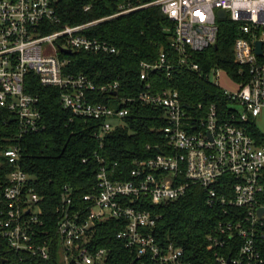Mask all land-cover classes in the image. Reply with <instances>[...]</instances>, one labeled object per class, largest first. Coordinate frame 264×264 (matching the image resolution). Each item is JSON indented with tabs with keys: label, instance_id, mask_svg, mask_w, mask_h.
<instances>
[{
	"label": "built area",
	"instance_id": "1",
	"mask_svg": "<svg viewBox=\"0 0 264 264\" xmlns=\"http://www.w3.org/2000/svg\"><path fill=\"white\" fill-rule=\"evenodd\" d=\"M60 1L0 0V110H7L18 126V133L13 136L16 144L0 152V169L4 160L16 168L3 189L5 206L0 213L3 236L11 249L48 260L57 248L61 264H103L110 250L98 248L97 227L117 221L123 226L117 238L137 254L142 264H186L183 249L158 243V217L143 207L146 200L155 205L177 201L189 189L199 187L206 205L224 209L228 215V220L219 221L214 233L208 235V249L223 250L229 241L235 246L239 241L238 255L226 259L217 252L218 263H264V213H258L264 209V134L256 123L264 110V0H157L141 7L159 6L174 23L173 55L162 53L156 63H142L143 90L137 98L115 97V106L94 103L92 96L96 91L114 92L117 96V81L98 87L85 75L69 74V61L61 54L62 50L116 54L114 46L87 32L136 9L124 8L115 16L59 28ZM90 9L89 6L85 10ZM219 11L239 26L242 35L234 45L238 79L221 69L206 74L208 81L221 87L219 80L224 73L235 86V91L223 89L230 100L226 116L214 104L188 108L178 91H155L149 81L152 74L164 69L169 75L182 68L199 72L200 66L193 57L216 44ZM52 28L57 30L46 33ZM258 42L262 43L261 55L257 54ZM30 74H35L43 87L61 91L63 107L73 115L70 121H103L94 135L100 148L106 135L122 124L130 114L129 106L136 101L163 109L167 119L164 152L137 161L132 180L112 181L108 170L102 167L97 185L80 203L65 187L57 210L55 237L41 220V198L33 178L20 169V141L46 129L40 98L27 91ZM238 106L243 112L238 111ZM252 125L261 136L251 135ZM96 157L103 161L99 155Z\"/></svg>",
	"mask_w": 264,
	"mask_h": 264
},
{
	"label": "trees",
	"instance_id": "2",
	"mask_svg": "<svg viewBox=\"0 0 264 264\" xmlns=\"http://www.w3.org/2000/svg\"><path fill=\"white\" fill-rule=\"evenodd\" d=\"M157 0H61L57 6L60 27L85 24L115 16L125 9H136L98 26L91 28L87 35L105 41L117 49L116 54L75 51L71 55L61 54L69 64L66 72L85 75L96 86L118 82V95L114 92L96 91L94 103L115 106V97L137 98L144 88L141 80V64L156 63L161 54L173 55L171 42L174 23L159 6H146ZM91 7L86 11L87 7ZM217 42L202 53L194 54V62L200 71L186 68L177 71L160 70L150 76L155 91H178L181 100L188 107L202 104L205 108L216 105L226 116L230 100L223 88L206 79L213 69H221L238 79L239 67L234 62V45L240 34L239 26L230 19L219 21ZM57 30L52 28L46 33ZM28 92L38 95L43 122L46 129L41 133H31L20 141L22 159L20 169L33 178L36 193L41 198V220L47 230L56 235L57 210L65 187H69L74 201L81 202L97 185V175L102 167L110 173L112 181L132 180L131 173L137 161L148 160L163 151L166 143L164 129L167 119L163 109H155L140 102L132 103L130 114L122 124L106 135L104 146L95 138L102 120L73 118L64 109L61 91L43 87L35 74L27 78ZM251 135H262L254 125ZM18 133L17 123L7 110H0V152L16 144L13 136ZM160 146V147H159ZM159 147L160 149H158ZM150 148V149H149ZM99 155L102 162H99ZM84 160H87L85 163ZM16 168L2 161L0 169V213L5 206L3 189L8 185V177ZM145 201V200H143ZM140 206V202H139ZM158 217L155 236L160 245L173 244L184 251L186 264H220L216 253L226 259H233L239 252V241L227 244L223 250L208 249V235L214 233L219 221L228 220L224 209L206 205L204 192L199 187L189 189L177 201L155 205L146 200L145 207ZM1 216V215H0ZM45 230V227L42 229ZM123 230L117 221L102 223L97 227L98 248H107L110 254L103 264H142L135 252L128 249L117 236ZM57 248L51 257L44 260L28 253L11 249L3 236L0 225V264H61ZM264 259V243L261 246ZM264 264V263H262Z\"/></svg>",
	"mask_w": 264,
	"mask_h": 264
},
{
	"label": "rangeland",
	"instance_id": "3",
	"mask_svg": "<svg viewBox=\"0 0 264 264\" xmlns=\"http://www.w3.org/2000/svg\"><path fill=\"white\" fill-rule=\"evenodd\" d=\"M222 21H227V20H222ZM219 84L223 89H226L230 92L235 91V86L230 81H228V78L226 77L224 73H222L221 79L219 80ZM237 109L239 112H243L241 107L238 106ZM113 123L116 124V123H119V121H114ZM256 123H257V127L259 128V130L262 131V133L264 134V110L262 114L258 117V119L256 120Z\"/></svg>",
	"mask_w": 264,
	"mask_h": 264
},
{
	"label": "water",
	"instance_id": "4",
	"mask_svg": "<svg viewBox=\"0 0 264 264\" xmlns=\"http://www.w3.org/2000/svg\"><path fill=\"white\" fill-rule=\"evenodd\" d=\"M218 17L220 20H226L227 19V14L224 11H219ZM62 52L66 55H71L72 51L70 50H62ZM257 54L261 55L262 54V43L258 42L257 43ZM189 108V107H188ZM259 215H262L264 213V209H260L258 211Z\"/></svg>",
	"mask_w": 264,
	"mask_h": 264
}]
</instances>
